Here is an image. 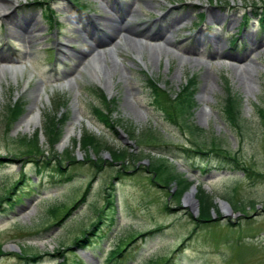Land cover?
I'll return each mask as SVG.
<instances>
[{
    "label": "rangeland",
    "instance_id": "1",
    "mask_svg": "<svg viewBox=\"0 0 264 264\" xmlns=\"http://www.w3.org/2000/svg\"><path fill=\"white\" fill-rule=\"evenodd\" d=\"M3 1L13 3V15L18 23H26L33 39L25 41L21 29L9 25L13 20L0 19V66L18 67L0 75V264H106L110 254L115 260L130 243L119 264H264V125L258 116V109L264 108V0H151L154 8L146 0L137 2V11L123 23L140 32L154 34L162 16L161 32L171 19L182 18L175 25L174 47L153 45L165 49L159 60L151 57L143 37L140 46L124 34L111 36L101 32V26L95 29L91 22L112 15L115 0H78L87 7L83 12L67 0ZM209 11L233 18L234 26L211 24ZM84 28H91L98 42L93 51L88 50ZM201 33L203 47L185 52L193 50L194 38ZM212 34L220 35L222 53L242 58L238 65L211 54L207 39ZM93 57L105 76L103 84L86 64ZM149 79L170 98L194 80L188 119L200 130L194 137L168 123L153 106ZM39 88V119L29 129L18 128L27 114L36 112L33 91ZM227 94L240 103L239 128L221 112ZM14 103L22 115L6 127ZM108 108L105 116L115 129L95 115V109ZM55 116L63 120L61 138L51 145L44 127ZM73 123L69 141L60 147ZM150 131L156 142L136 138ZM35 133L43 157L32 147L31 152L18 151L19 140ZM85 134L113 150L126 148L133 157L113 158L107 149L84 148L79 141ZM194 140L205 144L207 155L183 151L193 149L189 144ZM213 144L262 178L244 176L240 169H217V158L208 153ZM67 154L74 161L66 160ZM163 155L168 161L157 170L154 183L146 168ZM190 157L196 158L195 165ZM202 160L209 161L203 172ZM164 169L201 186L216 203L212 216L215 212L220 218L195 221L199 210L182 202L190 187L176 203L178 187L172 180L162 182ZM218 200H227L233 214ZM108 201L112 205H106ZM87 231L98 236L87 235L89 246L78 250L87 241L73 243ZM164 258L169 261L161 262Z\"/></svg>",
    "mask_w": 264,
    "mask_h": 264
},
{
    "label": "trees",
    "instance_id": "2",
    "mask_svg": "<svg viewBox=\"0 0 264 264\" xmlns=\"http://www.w3.org/2000/svg\"><path fill=\"white\" fill-rule=\"evenodd\" d=\"M70 1L73 3L74 2L76 3V0H70ZM37 5H42V4L39 3ZM49 12L52 14V10H49ZM260 21L262 22L261 23V28H262L264 20L261 19ZM147 84L149 85V89L152 92V98H153L152 102L154 103L153 106H155L158 109V111L162 113V115L165 117V119L168 121V123H173L175 126H179L177 128L181 131H182L181 128H185L188 131L189 135L194 137V135H193L195 133L194 131L198 130V128L191 125L188 122L189 117H191V115H190L192 113L191 110H193V107H194V91H195L194 90V80L189 79L186 82V84L184 86H182L179 93H177L174 98L173 97L170 98L169 94L165 90L160 89L158 84L156 82H154L153 80L149 79ZM102 97H103L104 102L107 103L105 97L103 95H102ZM110 105L111 104L109 102L107 104V107H109ZM240 109H241L240 103L231 94H227L224 97L221 112H222L224 118L231 124V126H233L235 128L236 127L239 128V123H240L239 118H240V114H241ZM109 111H110V108L104 109V110H96L95 109V115L108 128L115 129V124L112 123L105 116L106 115L105 113H107ZM21 115H22V113H21V109H20L19 105L14 103V105L9 108V117L10 118H9V122L6 123V127H9V125L16 122ZM258 116L261 119V123L264 125V108L258 109ZM62 122H63V120L60 121L58 119V116H55L54 122H52L51 119L49 122H47V123L45 122L44 129H45V131H47L46 136L50 140L49 142L51 145H54L55 143H57L61 138V135L59 137V133H60L59 126H60V124H62ZM198 131H200V130H198ZM146 135L147 136L151 135V138L150 139L142 138V136H146ZM136 138H138L141 142H146V141H153L154 142L155 140L157 141V139H156V137L152 131H150L149 133L140 134L139 136L136 135ZM19 142L21 144V147L18 148L19 149L18 151L25 153V151L27 149V152H31L32 151L31 147H32L34 149V152H36V154H39L40 157H43L42 154L39 153V148L37 146L38 133H35L33 138H31V139H29L27 137H22L19 140ZM79 145L84 147V148L91 147V148L95 149V152H98L102 149H107L111 153L113 158L114 157H118V158H125V157L132 158L133 157L132 152H129V150H127L126 148H122L121 150H113L112 148H108L106 146V144H103L100 140L96 139L94 136H91L88 134H85L83 136V138L79 141ZM189 145L193 149H189V150L183 149V151H189V152H191L193 154H197V155H207L204 152L206 147H205V144L202 143V141L199 142V141L194 140ZM191 150H193L194 152H192ZM208 153H209V156L212 155V156L217 158L216 161H218V168L220 167V169H226V170L229 169L231 171H235V169H240L241 171H243L244 176H246V175H248V177L257 176L258 178H262V176L258 173H255V172L251 173L250 170H248L245 166H239L240 164L235 158H230L229 156H227L226 151L222 150L220 147H217L215 144H213L212 147L208 149ZM52 157H54V156H52ZM55 157H57V156H55ZM67 157H68V159H66V160L74 161V157H71L68 154H67ZM190 158L192 159V161L190 160V162H192V164H194L193 161H195L196 158L195 157H190ZM112 160H114V159H112ZM202 161H204V162H201L202 168L208 167L207 163L209 161L208 160H202ZM44 162H46V161H44ZM165 162H167V160H166L165 156H162V157H159L157 159V161L149 163L150 166L148 168H146V171L153 173V177L151 178V180L152 179H153V181L156 180V177L158 176L157 170L162 169L161 168L162 163H165ZM35 163L38 164V162H36V161H35ZM45 164L48 165V162H46ZM56 170L58 173H61V171H62V169H56ZM163 172H164L163 173L164 177H162L163 178L162 182L164 183L165 181H169V180H172L175 182V184L178 187V191L174 194L173 197H174L176 203H178V201L180 202V198H181L182 194L186 190H188V188L191 186L192 182L188 181L186 178H184L183 176H181L179 174L176 175L175 173H171V172L167 173V171L165 169ZM196 198L199 202V215L195 219V221L200 222V223L213 222L214 219H212V217H211V210L214 208L215 204H214L211 196H209L207 193H205V191L201 187H198ZM106 205H112V202L110 203L108 201ZM237 206L238 205L235 204V208H237ZM52 212L53 211L51 210V213ZM70 212H71V209L67 210V213L65 215L68 216L69 214H71ZM92 228L96 229L94 225ZM93 233H94V231H91V233L86 232L85 237L77 238L76 241L74 242V245H78L82 240L86 242L88 240L87 235L93 236ZM83 246H81V247L83 248ZM119 257L121 258L122 254H119ZM25 260H28V258H26ZM109 261H112V259H109ZM166 262L167 261H165V263Z\"/></svg>",
    "mask_w": 264,
    "mask_h": 264
},
{
    "label": "bare ground",
    "instance_id": "3",
    "mask_svg": "<svg viewBox=\"0 0 264 264\" xmlns=\"http://www.w3.org/2000/svg\"><path fill=\"white\" fill-rule=\"evenodd\" d=\"M3 0H0V19L3 20H13L12 23H10L9 25L13 28H19L22 31V35L23 39L27 42H30L33 39V35L31 33V31L28 30V28H25L24 25L26 24L25 22L23 24L18 23L19 21L16 19V17L13 15V11L14 9L13 7V3L9 2L8 4L5 3ZM142 0H115L112 5L110 6L113 14L111 15H107L105 17H100L97 18L95 20V23L91 22L94 26L95 29L103 27V29H101V32L103 33H107L111 36H115V35H119V34H124V39H127V37L133 38L132 40L136 43H138L140 45V39L141 37H143L149 44L146 46V49H149L151 52V57H153L154 60H159L161 57V53H163V51L165 49H161L158 48L156 46H153L154 44L158 43V42H162L163 45L165 47H174L175 46V42L173 40V35L174 33L177 31L175 28V25L178 24L179 20H181V17H176L171 19L167 25L165 27H163V31L161 32V24L163 23V19L165 16H162L161 19L159 20L160 25L157 27V30L154 34H150L149 31H144V32H140L138 31L136 28L134 27H130L127 24L123 23V18L124 17H129L135 14V12L137 11L136 8L134 7V4H136L137 2H140ZM147 1V5L150 8H154L155 7V3L151 0H146ZM13 9V10H12ZM166 15V14H165ZM228 18V19H227ZM165 20V19H164ZM208 20L211 22V24L214 23H226L229 27H233L234 26V19L229 17H223L218 11H209L208 12ZM109 22L110 26H103L102 23L103 22ZM221 25V24H220ZM84 31L86 33V35L89 37V44H88V50L89 51H93L96 48V44L98 43L97 40L94 39V33L91 32V28H84ZM96 32V30H94ZM170 33V34H169ZM169 34V35H167ZM195 43L196 46L193 48V50H187L184 49L185 52H198L199 48L203 47L202 45H204V37L203 34H198L195 38ZM221 41V42H220ZM97 42V43H96ZM207 42L210 43L211 47H212V51L211 54L216 55L217 58L220 59H225V60H229L230 62H232L235 65H238L240 60L242 58L234 56V55H230V54H224L222 53L224 46L222 44V40L220 39V35H215L212 34L210 36H208ZM141 46V45H140ZM151 46V47H149ZM117 47L115 45L114 50L116 51ZM141 49V48H140ZM193 54V53H192ZM98 56V55H97ZM211 55L209 54V57ZM74 57V56H72ZM77 61H82L83 57L81 56L79 57H75ZM152 59V58H151ZM0 60H2V57H0ZM87 66L91 67V71L93 76L95 77L96 80H98L100 83L104 82L105 80V76H103L99 71H97V62L95 57H93L92 61H88ZM8 65V64H7ZM0 66V75L3 76V72L4 70L13 72L16 71V69L18 68L17 66L14 65H8V66ZM245 69H243L244 71ZM245 74V73H244ZM103 84V83H102ZM1 90V88H0ZM35 94V100L33 103V110H35V113H29L27 114L18 124V128L20 127H24L26 129H29L30 127L35 125V122L39 119L40 116V109L37 106V103H41V89H37L33 91ZM75 122L77 124H80V120H75ZM86 125L88 127H92V124L90 122L87 121ZM74 129V123L70 126V129H67L66 134L64 135L63 140L60 143V147H64L66 145V143L69 141L70 137H71V133ZM195 193L196 191H191L187 197L185 198L184 202L188 205H191L193 207H195L197 205L196 199L195 197ZM196 204V205H195ZM223 209L226 212H230L229 207H227L226 205H222Z\"/></svg>",
    "mask_w": 264,
    "mask_h": 264
},
{
    "label": "water",
    "instance_id": "4",
    "mask_svg": "<svg viewBox=\"0 0 264 264\" xmlns=\"http://www.w3.org/2000/svg\"><path fill=\"white\" fill-rule=\"evenodd\" d=\"M194 190H195V188H194V186H192V187H191V191H194ZM187 195H188V194L186 193L184 197L186 198ZM221 204H224V205H226V206L228 207L227 203H225V202H221ZM195 205H196V204H195ZM195 208H196V206H195Z\"/></svg>",
    "mask_w": 264,
    "mask_h": 264
}]
</instances>
